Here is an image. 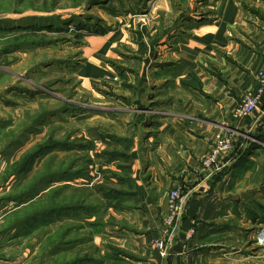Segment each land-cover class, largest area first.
Returning <instances> with one entry per match:
<instances>
[{
    "label": "crops",
    "instance_id": "0c3cea01",
    "mask_svg": "<svg viewBox=\"0 0 264 264\" xmlns=\"http://www.w3.org/2000/svg\"><path fill=\"white\" fill-rule=\"evenodd\" d=\"M67 10L100 19L99 33L82 32L72 47L79 91L100 104L115 99L86 108L98 122L84 126L78 152H126L130 173L96 161L91 181L78 186L96 213L77 222L71 213L59 217V186H77L59 184L57 176L25 200L28 181L43 173L47 159L51 173L58 165L52 151L27 175H11V166L41 143L33 137L46 134L39 126L28 135V119L42 109L34 99L47 91L42 83L57 90L60 5L0 0V264H69L77 252L83 264H264V248L253 238L264 227V98L248 117H233L264 71V0H83ZM98 135L107 140L94 146ZM216 135H232L234 149L208 174L200 162ZM49 136L52 130L42 138ZM175 188L182 190L181 211L167 229ZM48 195L49 218L38 216L29 233L25 208ZM74 225L81 229L67 240L91 241L46 243L60 226ZM156 241H163L164 256Z\"/></svg>",
    "mask_w": 264,
    "mask_h": 264
},
{
    "label": "rangeland",
    "instance_id": "374dc122",
    "mask_svg": "<svg viewBox=\"0 0 264 264\" xmlns=\"http://www.w3.org/2000/svg\"><path fill=\"white\" fill-rule=\"evenodd\" d=\"M82 1L83 0H59V5H60V12H59L60 29L58 28V31H59V82H58V86L56 87L57 88L56 91L54 90L51 91L48 88L47 85H49V83H42V85L46 88L45 90L47 91H43V94H44L43 96L37 95L34 98L38 102L39 101L42 102L41 111L40 112L37 111V117L41 115L42 122H40L41 120L39 121L38 119L33 124V120L28 119V129L30 128V125L33 126V128L30 131H28V135L34 132L35 127L42 126L40 128V130L43 131L42 133L46 132V134H48L52 130L55 137H52V136H49V137H52L53 139L58 140V141H63L64 139L68 137L71 138L73 136V135L71 136V133H73V129H74V137H75L74 139L77 140L80 138L79 140L80 145L83 146L82 148H84L85 145L83 143L84 141L82 140L83 134H84L83 133L84 126L85 125L90 126L92 124L96 125L98 122V119H97L98 115L96 114V111L90 112L86 108H88L89 106H92L95 108H99V107L105 108V107H108V105H105V103H108V101L114 102L115 99H109V100L107 99V100H104L102 104H100V102H98L97 99L84 96L85 94L79 91L80 88H79L77 80L71 76L72 71L69 66L70 64H72L71 58L75 57L76 59L77 57L74 51V48L77 45L76 44L77 42L75 41L80 39L81 34H84L82 32L80 33L77 32V26H81V27L85 26V29L87 30V32L98 31V29H100L99 25L96 24L100 20L98 17L99 13L98 14L95 12L85 13V12H82V10H79L78 12L77 11L71 12L72 10H67V9H71L75 6L80 5ZM107 15H109V13H107ZM68 42L70 44H68ZM74 66L77 67L76 63L74 64ZM109 98H111V96ZM39 105L40 104L37 103V108ZM49 107H53V109H50ZM33 110L35 109H32V108L29 109V111H33ZM47 112H50V113L54 112L53 113L54 116L53 117L47 116ZM89 119H91V121H89ZM46 134H42L43 135L42 137H45ZM42 137L40 136L36 138L33 137V142H35L36 140L43 142L44 140ZM110 137H114V136H110ZM96 138L97 139L94 142L95 144L94 146H97V142L102 143V142H105V139L107 140V138L104 137V135L102 136L98 135L96 136ZM82 148L76 149L75 150L76 152H66L64 150L63 151L58 150L57 152H53V154L58 159V163H61V162L67 163L71 160V158H74L75 161L77 160L79 161L78 165L75 164L76 165L75 168H83L84 166L88 165V163L90 162L89 160H94L95 158L92 153L78 152ZM89 156H92V159L89 158ZM74 185H76L77 187L73 189L63 190L62 192L63 195L64 196L69 195L68 192H71L72 190L76 192V195L82 194L85 196L89 194L88 192L83 191L84 189L83 187H78V186L85 185V184H82V181H79L78 184H74ZM90 197L91 195H88L89 200H92V198ZM76 234L78 233L76 232ZM79 238L82 239V237H79Z\"/></svg>",
    "mask_w": 264,
    "mask_h": 264
},
{
    "label": "trees",
    "instance_id": "16d2710c",
    "mask_svg": "<svg viewBox=\"0 0 264 264\" xmlns=\"http://www.w3.org/2000/svg\"><path fill=\"white\" fill-rule=\"evenodd\" d=\"M79 23V22H77ZM82 23V22H80ZM84 24V23H82ZM60 29V27H59ZM87 30L85 29V26H77V32H84ZM89 31V30H88ZM103 32V31H101ZM87 33H99L97 31L93 32H87ZM79 38V37H77ZM54 112H47V116L53 117ZM63 113V112H62ZM29 119L33 120V124L39 119L40 122H42V116L39 115L38 117H30ZM38 126V125H37ZM33 128L32 125H30V128L28 131H30ZM70 137L64 139L63 141H58L53 139L52 137H48L47 140H44L43 142L35 145L34 148H32L30 151H28L21 159L20 161H17L11 166V175L14 176V178H18L20 176L27 175L31 169L33 164L36 161H39L40 159H43L45 156L49 155L52 151H69V150H76L79 148H82L80 145L79 140H73L70 141ZM112 138V137H111ZM114 138V137H113ZM112 138V139H113ZM89 146V143L87 144ZM94 160H89L87 166H84L83 168H75L76 161L70 160L67 163H58L57 167L54 166L53 171L51 173L50 169V161L51 158L48 159V162L45 163V167L43 170V173L41 175L36 174L34 178L28 181L27 184V191L25 194V200L31 201L36 193L40 191V188L42 186H46L51 183V181L55 180V176H57V180L59 181V184H75V182L84 181V182H90L91 178L89 177L90 167L94 165L96 161H104L108 164H113L116 169H118L124 176H128L130 173V157L127 155L126 152H116L114 150H103L99 153H93ZM67 164V165H65ZM57 170V171H56ZM107 178H114L116 179V175L113 173H108ZM67 186L60 185L58 188L57 195L59 197V203H58V213L59 217H65L67 213H71L73 215V218L77 222V219L80 218L83 214H95L96 208L93 206L85 203V196L84 195H76V192H71L69 195L64 196L63 190H68ZM98 190H106L109 192V189L106 188L103 185H100L98 187ZM113 191V190H112ZM79 193V192H78ZM50 196V197H49ZM55 197V193L52 195ZM104 197H109V194L106 193L103 195ZM48 199L44 200L43 203L33 205L30 204L28 207L25 208L24 216L26 217L25 220V227L27 231L30 233L35 227H36V220L37 217H47L49 218L50 215V199L51 195H48ZM54 205V201H53ZM39 208H41V211H37ZM54 208V206H53ZM54 212V210H53ZM18 216L15 217L14 220L17 219ZM81 228L80 226H60L59 232L56 237L48 238L46 240V243L48 245H51V242L57 240V246L63 247L65 245H71V247H76L78 245H81L83 242H89L91 241V235L89 238L80 239L77 235H73L69 240L66 239L67 233L70 231H79ZM78 252L74 254L73 262H70L69 264H83L82 260L78 256Z\"/></svg>",
    "mask_w": 264,
    "mask_h": 264
},
{
    "label": "built area",
    "instance_id": "2783aa9c",
    "mask_svg": "<svg viewBox=\"0 0 264 264\" xmlns=\"http://www.w3.org/2000/svg\"><path fill=\"white\" fill-rule=\"evenodd\" d=\"M256 86L248 91L242 98L240 104L236 107L233 117L240 121L251 115L258 107L259 102L264 98V71H260L255 76ZM232 135H216L213 140L209 154L201 160L200 169L208 174H214L220 169L221 159L225 155L233 152ZM182 190L175 188L168 195V214L164 220V227L169 229L174 226L180 216ZM192 232L190 233V235ZM257 247L264 248V227L259 229L254 236ZM155 248L161 256H164L165 245L163 241H156Z\"/></svg>",
    "mask_w": 264,
    "mask_h": 264
}]
</instances>
